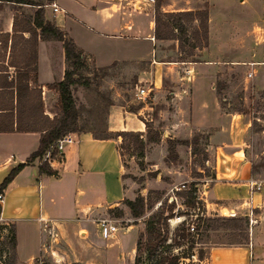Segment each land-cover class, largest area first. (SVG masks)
Masks as SVG:
<instances>
[{
  "label": "crops",
  "instance_id": "1",
  "mask_svg": "<svg viewBox=\"0 0 264 264\" xmlns=\"http://www.w3.org/2000/svg\"><path fill=\"white\" fill-rule=\"evenodd\" d=\"M255 1L256 28L260 30L261 27L262 38L256 44H259L260 49L256 52V62H249L250 57L246 53L243 56L245 60L235 61L236 65L250 67L256 63L264 66V0H261L262 3ZM52 2L61 11L52 15L48 7V11H44L45 18L50 20L49 17H52L55 25L91 57L95 66L133 62L136 87L149 86L151 90H159L165 72H172L171 80L179 82L175 95L179 98H183L184 94L187 96V122L196 130L212 132L208 141L213 174L200 183V187L205 188L203 200L207 212L228 217V211L232 210V217L251 220L244 244L210 246L207 262L264 264V177L253 175L251 162L245 157L251 118L248 113L222 110L215 93L219 67L229 60L209 58L199 62H176L183 65V71L181 74L174 73L173 65L165 61L171 58L160 55L162 51L158 44L162 40L154 37L152 19L145 12L132 10V0ZM242 2L239 1V5ZM170 6L165 4L161 9L163 12L195 10L189 7L167 9ZM214 16L219 18L216 13ZM213 20L209 13V35ZM0 32L10 33V23L7 29ZM230 36L226 34L221 42H232L233 37ZM13 69L8 67L11 76L14 74ZM63 71L61 43L38 38L36 83L41 90L43 114L49 118L56 113L54 106L57 94L47 85L61 80ZM144 108L139 106L132 109L121 104L109 106L106 114L107 130L144 131V116L141 115ZM74 134V144L65 146L59 155L47 157L48 150L45 151L41 158L24 165L2 190L0 220L14 224L17 263H30L46 251L43 243L45 232L55 234L56 238L53 236V239L66 246L70 262L95 264L79 257L86 250L99 251V244L105 250H114L115 255L119 254L118 239L107 243L100 240L98 225V221L104 219L99 218V214L117 206L124 197L121 164L116 150L119 138L95 139L88 132ZM38 139L39 132H0V182L12 167L24 162L37 148ZM45 157L50 160L44 161ZM42 161L56 174L39 175L37 166ZM249 180L259 181V190L250 192ZM49 252L58 261L63 259L55 250L50 249Z\"/></svg>",
  "mask_w": 264,
  "mask_h": 264
},
{
  "label": "rangeland",
  "instance_id": "2",
  "mask_svg": "<svg viewBox=\"0 0 264 264\" xmlns=\"http://www.w3.org/2000/svg\"><path fill=\"white\" fill-rule=\"evenodd\" d=\"M41 1V0H32ZM156 1V0H155ZM160 13L163 12L161 6L170 4L167 9L191 8L202 9L209 13L214 20L211 21L210 35L206 33L204 37L201 30L197 29V20L181 17L180 22L184 31L171 30L161 24L158 25L156 33L162 40L158 44L164 58L169 59L168 64H172L173 72L182 73L183 65H180L179 59L199 62L209 58H219L227 63L219 67L217 83L220 88L219 94L222 103V110L225 112L238 111L239 113L249 114L251 122L249 133L245 143V157L254 165L256 169L254 176L264 177V130H258L259 126H264V66L259 64L236 65L235 61L245 60L244 54L250 57L249 62H256V52L260 49L256 44L261 38V27L257 29L256 19V1L255 0H160ZM242 2L244 7L239 5ZM260 3L261 0H259ZM145 9L139 10L147 13L154 24V4L144 6ZM48 9L46 5L44 7ZM34 8L28 5H15L9 3L0 4V31L7 29L11 23L13 13H22L31 15ZM211 10V11H210ZM48 11V10H47ZM46 11V12H47ZM169 12H174L170 10ZM215 13L219 18H215ZM142 15V14H139ZM160 20L167 18L161 16ZM53 21L52 17H49ZM164 19V20H163ZM170 20V19H168ZM226 34L233 37L232 42L222 43ZM221 42V43H218ZM179 44V45H178ZM176 58V59H175ZM245 66L247 68H245ZM96 66L89 56L86 61V69L91 71ZM252 67V68H251ZM82 70V75L87 71ZM251 72L248 76L247 72ZM92 78V79H91ZM86 86L75 85L71 88L72 97L76 105L81 108V120L87 125L98 129L96 120L101 121L105 118L106 102L110 100L113 104H123L130 107H146L141 111L144 116L143 122L147 125L145 129L143 144L128 147L119 146V160L121 164V180L123 183L124 197L117 205L120 214L114 210H103L99 218L111 220L116 226V232L109 238H102L99 232V239L105 243L118 239V256L115 251H108L99 244V251L86 250L82 252L81 260L95 264H132L134 254V242L137 235L143 231L144 219L151 211H161L162 218L159 222L162 229L167 231V240L164 244L158 245L159 249L181 250L175 248L169 238L175 229L193 225L197 228L191 231V236L183 241V248L191 239L201 241L195 243L193 252L197 249H203L204 258L201 262H196L195 256L190 258V264H208L207 250L214 245H229L231 242H244L248 238V222L237 235H231L221 229H211L205 227L202 223L203 217H222L216 213L207 212L205 202L200 194L201 180L210 178L212 172V156L210 155V144L208 137L212 132L210 130H196L187 122V96L179 98L175 95L178 90L179 82L173 81L172 72H165L162 87L159 90L150 89L148 100L145 105L137 103L132 98L136 82V68L133 62H116L109 66L105 74L93 79V76L87 78ZM150 88V87H149ZM47 103V101H46ZM56 104V102H55ZM48 105V104H47ZM49 108V107H48ZM53 107H50L51 109ZM55 110L57 108L54 106ZM90 111V113H89ZM152 140L149 142V140ZM148 140V141H147ZM194 184V186H191ZM193 187L200 188L198 193H188L187 189ZM180 188L185 195L176 194V189ZM196 191V189L194 188ZM142 197L144 201V213L140 217H131L129 210L124 205L125 199L134 200ZM172 201L173 207L168 210L167 205ZM123 202V203H122ZM161 202V204H159ZM116 207V206H115ZM117 215V217H114ZM223 217H227L224 216ZM5 225L6 221L0 220ZM235 233H238L235 231ZM6 230L0 229V264H5L8 260V249L3 240ZM44 252L40 257H48L57 264H68L70 259L67 248L48 232L44 234ZM113 239L110 240V238ZM109 239V240H108ZM103 242V243H104ZM169 244V245H168ZM170 246V247H168ZM131 248L133 250H131ZM63 257L57 260L49 250ZM117 252V251H116ZM156 253V252H154ZM37 256V257H38ZM16 257V256H15ZM15 264H39L35 260L30 263Z\"/></svg>",
  "mask_w": 264,
  "mask_h": 264
},
{
  "label": "trees",
  "instance_id": "3",
  "mask_svg": "<svg viewBox=\"0 0 264 264\" xmlns=\"http://www.w3.org/2000/svg\"><path fill=\"white\" fill-rule=\"evenodd\" d=\"M52 1L53 0H0V4L28 5L34 8L31 15L17 12L13 13L10 23V33L0 32V132H39L37 148L29 154L24 162L16 164L9 170L0 182V192L24 165L30 163L35 158H41L43 153L49 150V147L54 141L67 132H88L95 139H116L119 137V144L126 147L130 144L141 146L143 144L142 140H145L143 134L145 129L142 132L107 130L106 114L109 106L113 105V102L110 100L106 102L104 120H96L99 126L98 129L87 125L85 121L81 120V108L74 102L71 88L75 85L86 86L88 84L86 83L88 81L87 78L90 77V75L93 76V79H95L97 75L98 77H102L108 67L116 62L107 66H96L91 71L85 70L89 55L76 46L73 40L61 28L55 25L53 21L45 18L44 7ZM160 3V0L154 2V10L157 12L154 16L155 38H160L156 33L159 24L169 28L171 32L173 30L184 31V27L180 22L181 17L197 20L196 28L201 30L204 37L206 36V10L195 9L160 13ZM160 14L167 19L161 21L159 17ZM24 34H26V36H24ZM38 38L41 40L59 41L63 51V76L61 80L47 85V88L54 90L57 94V111L51 118L43 114L41 90L36 83V43ZM176 61L190 62V60L186 59H179ZM8 67L14 68V74L12 76L8 72ZM82 70L87 71L84 73V76L82 75ZM219 91L220 88L216 81L215 93L222 109ZM130 108L133 109V107ZM233 112L239 113L238 111ZM252 124H255V121H252L251 125ZM144 127L146 128L147 125L144 124ZM258 130L263 131L264 126L258 125ZM148 140L149 142L152 141L150 139ZM118 149L119 146L116 147L119 155ZM50 155L53 156L54 151H51ZM255 169L256 165L251 163V172L254 173ZM37 173L39 175L56 174L44 161L40 162L37 166ZM191 186H194V184ZM194 188L195 187H193V189L188 188L187 192L194 194ZM175 192L181 196L185 195L184 191L180 188ZM171 202L172 201L167 205L168 210H171L173 207ZM159 204H161V202ZM124 205L128 208L130 216L134 218L142 216L145 210L142 197H137L134 200L125 199ZM108 210H114L117 214H120V210L117 209V206L109 208ZM114 217H117V215ZM161 220H164L161 211H151L144 219L143 231L137 235L134 242L132 264H190L192 261L190 258L194 256L196 262H201L204 258L203 249H197L195 255L193 252L194 244L200 243L201 241H193V239H191L185 248L181 247L185 243L183 240L191 236L190 228H192V231L197 230L193 225L184 227L181 224V227L175 229L172 236L169 238L175 243V248L180 247L182 248L181 250L173 252V250L167 248L157 251L158 245L164 244L168 238L167 231H164L159 224ZM201 221L207 228L225 230L231 232L233 236L243 231L244 226L246 227L248 222L247 218L243 217L223 216L203 217ZM0 229L6 230L5 238L2 241L8 249V260L5 264H15L16 239L14 224L6 222L5 225H3L0 223ZM235 231L238 233H235ZM244 240V242L234 241L229 245L244 244L247 238L245 237ZM33 260L39 264H57L48 257L39 258L38 256ZM68 264L81 263L70 262Z\"/></svg>",
  "mask_w": 264,
  "mask_h": 264
},
{
  "label": "built area",
  "instance_id": "4",
  "mask_svg": "<svg viewBox=\"0 0 264 264\" xmlns=\"http://www.w3.org/2000/svg\"><path fill=\"white\" fill-rule=\"evenodd\" d=\"M154 2L155 0H132L131 9L134 11L143 10L145 9L144 6H149V5L152 6ZM47 6L50 7L52 15H55L59 11H61V9L54 2H51ZM247 75L250 76L251 72L250 71L247 72ZM149 91H150L149 86L148 87L147 86L135 87L132 93V98L137 103L145 105L146 101L148 100ZM75 142H76L75 134L71 132H67L61 135L58 139L54 141V143L49 147V150L46 152V156L50 157L51 151H54V154L59 155L65 146L74 144ZM45 158L43 159L44 161L48 162L50 160L49 158H46V159ZM260 184L261 183L259 181L249 180L248 181L249 191L252 192V191L259 190L261 186ZM175 189L178 190L179 188H175ZM195 189L196 191L194 193H198L200 190V188L198 187H195ZM204 190L205 188H201L200 190L201 191L200 194L202 195L201 198H204L205 196ZM2 197L3 195L1 191L0 201L2 200ZM233 215H234V212L232 210L228 211V217H232ZM248 223L251 224L250 219L248 220ZM45 224L46 222L44 221L43 225ZM98 225H99L100 236L104 239L109 238L118 229L117 226L113 222H111V220H108V219H101L100 221H98ZM190 231H192V228H190Z\"/></svg>",
  "mask_w": 264,
  "mask_h": 264
}]
</instances>
